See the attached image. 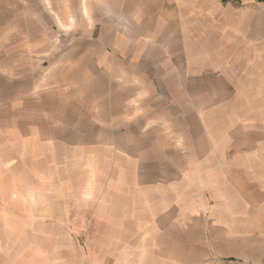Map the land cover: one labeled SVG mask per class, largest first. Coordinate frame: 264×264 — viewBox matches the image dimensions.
<instances>
[{"label": "crops", "instance_id": "0c3cea01", "mask_svg": "<svg viewBox=\"0 0 264 264\" xmlns=\"http://www.w3.org/2000/svg\"><path fill=\"white\" fill-rule=\"evenodd\" d=\"M70 1L46 7L47 38L36 0H0V77L13 93L12 140L45 159V173L75 159L94 180L78 187L91 191L83 220L107 257L91 263L264 264L261 73L229 1L108 0L103 12ZM52 9L88 36L54 60L59 97L38 74ZM18 243L0 248V264H34L35 240Z\"/></svg>", "mask_w": 264, "mask_h": 264}, {"label": "rangeland", "instance_id": "374dc122", "mask_svg": "<svg viewBox=\"0 0 264 264\" xmlns=\"http://www.w3.org/2000/svg\"><path fill=\"white\" fill-rule=\"evenodd\" d=\"M36 1L38 4L36 23L38 27L42 24L38 36L48 38L50 31L45 27L47 23L50 25L48 20L51 16L46 12L50 8L46 7L53 5L54 8L59 9L65 0H52V4L50 0ZM228 1L225 11L229 21L236 19L242 25L239 27L238 36L248 45L247 47L254 50L258 65L256 68L261 73L259 81L261 103H264V0H222V3ZM69 3L70 0L67 2L68 7ZM87 3L92 8V12H103L105 10L101 8L109 5L108 0H87ZM92 14L90 13L89 16ZM52 23L54 45L51 53L42 55L47 60L39 59L42 69L46 71L38 74H40L39 78L45 81L42 86L55 89L53 97H59L60 87L65 84L60 78L61 70L52 68L54 60L58 58L60 49L66 48L67 45L71 47L72 38L88 36L74 29L75 25H78L75 15H68L63 19L60 13L52 9ZM34 57L41 58L38 54ZM30 68V64H27L26 68L21 70L22 75L25 73L32 75ZM23 77L16 80H24ZM3 81L4 78L0 77V248L18 245V239L21 238L26 241L31 239L35 240L37 245L36 254L31 253L34 264H82L83 262L92 264L93 261L103 260L107 255L101 251L99 241L102 239L98 238L100 232L93 229L95 223L83 220V213L86 212L84 209L90 208L84 207L83 194L87 196L91 191L88 189L82 191L78 188L84 183L85 187L91 188L87 184L94 180H91L89 173L81 172L82 167L77 165L75 159H70L66 166L67 173H61L60 170L54 172L53 168L52 174L45 173L48 167L45 159L30 158L26 150L28 144L12 140V134L7 132L9 129L4 119L12 118L15 114L10 105L13 93L5 90ZM16 112L18 116V111ZM33 149L42 150L35 145ZM54 149L57 154L60 152L59 148ZM60 160L58 157H53V166H60ZM32 167L37 170L36 177L30 172ZM30 231L35 233V238L32 237L33 234L30 235Z\"/></svg>", "mask_w": 264, "mask_h": 264}, {"label": "trees", "instance_id": "16d2710c", "mask_svg": "<svg viewBox=\"0 0 264 264\" xmlns=\"http://www.w3.org/2000/svg\"><path fill=\"white\" fill-rule=\"evenodd\" d=\"M224 1H226V0H224Z\"/></svg>", "mask_w": 264, "mask_h": 264}]
</instances>
